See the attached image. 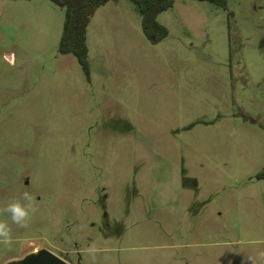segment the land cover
Instances as JSON below:
<instances>
[{"label": "rangeland", "instance_id": "374dc122", "mask_svg": "<svg viewBox=\"0 0 264 264\" xmlns=\"http://www.w3.org/2000/svg\"><path fill=\"white\" fill-rule=\"evenodd\" d=\"M96 11L87 77L64 8L0 0V208L38 209L0 215V264H264V0H175L157 43L130 0Z\"/></svg>", "mask_w": 264, "mask_h": 264}, {"label": "trees", "instance_id": "16d2710c", "mask_svg": "<svg viewBox=\"0 0 264 264\" xmlns=\"http://www.w3.org/2000/svg\"><path fill=\"white\" fill-rule=\"evenodd\" d=\"M65 10L63 35L59 53L73 54L79 61L86 76H90L88 48L86 44L87 27L95 11L110 0H52ZM141 14L145 35L157 43L168 35V29L160 24L157 17L171 8L175 0H130ZM204 1V0H200ZM215 1V0H210Z\"/></svg>", "mask_w": 264, "mask_h": 264}, {"label": "clouds", "instance_id": "9594fccd", "mask_svg": "<svg viewBox=\"0 0 264 264\" xmlns=\"http://www.w3.org/2000/svg\"><path fill=\"white\" fill-rule=\"evenodd\" d=\"M38 209L34 206V199L28 192H24L20 199H13L7 202L2 208H0V215L7 216L11 224L16 225L18 228L26 229L29 226L31 216L37 212ZM14 243L12 228L10 227L7 220L0 219V245H4L9 250ZM86 253L95 260L96 255L101 251L97 247L96 243L89 245L85 249ZM259 258L264 260V252L258 254ZM248 260L251 264H256V259L249 257Z\"/></svg>", "mask_w": 264, "mask_h": 264}, {"label": "water", "instance_id": "95a60500", "mask_svg": "<svg viewBox=\"0 0 264 264\" xmlns=\"http://www.w3.org/2000/svg\"><path fill=\"white\" fill-rule=\"evenodd\" d=\"M7 264H68L45 249L33 251L26 256L11 260Z\"/></svg>", "mask_w": 264, "mask_h": 264}, {"label": "crops", "instance_id": "0c3cea01", "mask_svg": "<svg viewBox=\"0 0 264 264\" xmlns=\"http://www.w3.org/2000/svg\"><path fill=\"white\" fill-rule=\"evenodd\" d=\"M114 1H115V0H110V1H109L108 3H106L105 5L110 4V3L114 2ZM105 5H103V6H105ZM96 12H97V11H96ZM96 12H95V13H96ZM95 13H94V14H95ZM90 22H91V21H90Z\"/></svg>", "mask_w": 264, "mask_h": 264}]
</instances>
